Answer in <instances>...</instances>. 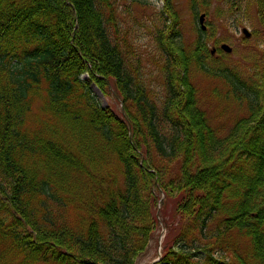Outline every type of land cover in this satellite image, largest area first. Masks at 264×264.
<instances>
[{"label": "trees", "instance_id": "trees-1", "mask_svg": "<svg viewBox=\"0 0 264 264\" xmlns=\"http://www.w3.org/2000/svg\"><path fill=\"white\" fill-rule=\"evenodd\" d=\"M76 2L0 0V264H135L169 206L178 231L160 264H226L227 251L231 264H264V75L249 84L207 66L202 43L195 50L199 69L248 105L221 137L197 106L189 57L170 34L174 15L156 40L167 90L159 110L131 53L109 35V1ZM109 82L121 118L85 92ZM37 99L53 122H33ZM112 157L122 186L109 166L100 188L78 184H98L87 162ZM239 239L248 241L245 255Z\"/></svg>", "mask_w": 264, "mask_h": 264}, {"label": "rangeland", "instance_id": "rangeland-1", "mask_svg": "<svg viewBox=\"0 0 264 264\" xmlns=\"http://www.w3.org/2000/svg\"><path fill=\"white\" fill-rule=\"evenodd\" d=\"M108 1L110 7L105 10L107 16L112 18V22L108 23L109 35L111 38L118 39L126 47L127 52L131 53L133 69L136 66L139 79L146 86L148 95L156 103L159 110L162 109L167 90L162 70L165 57L162 61L159 42L156 40L163 39L162 33L169 31L166 22L169 23L170 16L175 15L178 23L175 24L176 31L171 36L178 45L180 44L185 48V53L189 57L190 64L186 74L190 83L195 87L197 106L205 112L209 126L216 130L219 136L225 137L238 120L248 115L247 103L234 97L231 86L223 78L199 69L192 56L199 46V40V44L202 42L208 49L209 55L206 64L212 69L233 72L240 80L249 84L252 83L255 74L264 75V68H260L259 72L255 71L261 67L264 61V0ZM72 3L74 6L77 2L72 0ZM69 10L72 11V8ZM201 13L207 14L206 25L208 29L204 34L199 32L198 16ZM245 28L251 33L250 38L245 37L242 33ZM222 44L228 45L231 52L221 51L220 46ZM213 49L219 50V57L216 58L211 55ZM88 78V75L82 77L83 80ZM89 90L102 107H107L120 118L123 117L124 104L116 92L114 84L109 82L106 89L91 84L85 92ZM80 93H82V89L78 91V94ZM43 103L44 99H37L34 103L31 115L33 122H53L54 119L44 115L45 113L41 109ZM87 165L90 169L98 172L99 183L91 185L92 181L89 178L82 177L78 180V184L82 188L86 189L87 185L100 188L104 181L100 175L105 166H109L119 185L122 186V167L116 157H112L106 164H103L101 160L98 167L95 163L91 164L90 162H87ZM172 169L173 166L170 170ZM160 196L163 198L162 193ZM85 199H89L87 195ZM160 204L158 202L159 209ZM158 212L157 218L161 222L160 226L156 229L147 249L137 257L135 264H160L165 242L172 240L177 234L179 220L177 218L172 220L174 212H172V207H168L166 212L168 216L166 215V217L161 216L160 210ZM70 218L73 219V213ZM217 225L218 221L211 223L209 230L214 231ZM234 236L231 237V244L239 238L237 233ZM239 249L242 255H245L248 252V241L239 239ZM9 258L17 263L22 256L13 251ZM223 259L226 260V264L232 263L229 251L226 252Z\"/></svg>", "mask_w": 264, "mask_h": 264}, {"label": "water", "instance_id": "water-1", "mask_svg": "<svg viewBox=\"0 0 264 264\" xmlns=\"http://www.w3.org/2000/svg\"><path fill=\"white\" fill-rule=\"evenodd\" d=\"M204 20H205V15L203 14L202 16H201V18H200V22H201V24L203 25V23H204ZM206 27L203 25V29H205ZM244 33H245V35L247 36V37H249L250 36V33L247 31V30H244ZM223 49H225L227 52H230L231 51V48H229L227 45H224L223 46Z\"/></svg>", "mask_w": 264, "mask_h": 264}, {"label": "flooded vegetation", "instance_id": "flooded-vegetation-1", "mask_svg": "<svg viewBox=\"0 0 264 264\" xmlns=\"http://www.w3.org/2000/svg\"><path fill=\"white\" fill-rule=\"evenodd\" d=\"M218 52L219 51L217 49H214V50H212L211 54H212V56L218 57L219 56Z\"/></svg>", "mask_w": 264, "mask_h": 264}]
</instances>
